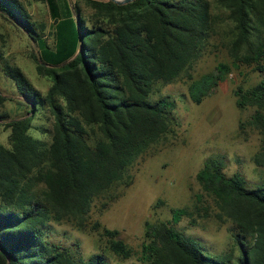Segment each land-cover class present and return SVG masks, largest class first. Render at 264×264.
<instances>
[{
    "label": "trees",
    "instance_id": "16d2710c",
    "mask_svg": "<svg viewBox=\"0 0 264 264\" xmlns=\"http://www.w3.org/2000/svg\"><path fill=\"white\" fill-rule=\"evenodd\" d=\"M84 3L92 13L89 19L84 17L78 3L76 17L83 42L74 57L76 42L62 65H43L31 54L37 74L51 80L44 97L20 68L3 61L0 54L2 71L23 104L34 111L46 106L53 121L50 132L41 130L49 133L51 140L46 142L29 134L31 116L9 120L6 114L0 115V124L9 130V147L0 145V264H109L102 253L85 256L77 243L64 246L51 241L49 223L68 221L85 228L93 202L111 200L117 187L129 186L135 162L174 132L175 102L169 96L153 101L150 97L156 84L175 81L210 46L217 20L212 5L226 14L232 27L229 56L264 70V0ZM0 16L31 42L40 39L20 0H0ZM229 72L227 65L218 64L192 81L191 100L200 103ZM235 96L238 108L253 109L239 126L259 134L253 161L264 167V79L248 89L238 88ZM8 100L0 93V109ZM223 166L222 159L211 158L196 179L203 195L213 202L216 219L233 226L232 238L239 251L235 263L175 228L183 218L194 223V212L188 208L172 209L169 222L145 224L139 262L264 264V178L249 187L242 175L227 176ZM203 195L196 197L195 210L208 216ZM94 228L102 230L114 256L129 259L134 255L117 238L118 231L99 224Z\"/></svg>",
    "mask_w": 264,
    "mask_h": 264
},
{
    "label": "rangeland",
    "instance_id": "374dc122",
    "mask_svg": "<svg viewBox=\"0 0 264 264\" xmlns=\"http://www.w3.org/2000/svg\"><path fill=\"white\" fill-rule=\"evenodd\" d=\"M20 1L41 37L36 43L31 42L21 29L0 16V54L3 61L20 68L33 88L44 97L51 80L37 74L31 54L38 56L43 65L66 63L75 42L73 57L83 42L76 17L78 3L87 19L92 11L84 0ZM211 9L217 20L216 33L209 39L210 46L207 45L191 68L175 81L167 85L156 84L150 97L153 101L169 96L175 102L174 132L135 162L130 170L132 182L129 186L117 187L111 200L93 202L85 228L78 229L68 221L49 223L51 241L64 246L77 243L85 256L102 253L109 264H142L138 257L145 239V224L169 222L172 209L188 208L194 212V223L183 218L175 228L200 239L214 255L235 263L239 251L232 238L233 226L228 221L216 219V208L201 192L196 175L207 160L219 158L223 160V171L227 176L240 174L249 187L264 178V167L256 166L253 161L259 150L260 136L248 127L242 129L239 126L249 118L253 109L238 108L235 96L238 88L248 89L263 80L264 70H257L255 64L237 63L229 56L232 27L226 21L225 13L214 5ZM68 11L73 18V26L69 24ZM50 18L58 20L57 24L52 26ZM218 64L230 68L228 76L208 97L194 103L189 96V85L213 71ZM0 93L9 99L0 109V115L6 114L9 120L31 116L29 134L35 139L50 142L49 133L41 131H51L53 121L49 110L46 106H39L34 111L23 104L14 83L2 71V62ZM8 136L9 130H4L0 124V145L9 147ZM200 195H203L208 216L195 210L196 197ZM96 224L118 231L117 238L129 246L134 255L121 259L109 252L108 240L102 236L101 229L94 228Z\"/></svg>",
    "mask_w": 264,
    "mask_h": 264
},
{
    "label": "crops",
    "instance_id": "0c3cea01",
    "mask_svg": "<svg viewBox=\"0 0 264 264\" xmlns=\"http://www.w3.org/2000/svg\"><path fill=\"white\" fill-rule=\"evenodd\" d=\"M44 3H46V0H45V2ZM67 10H68V8H67ZM50 17V16H49ZM67 18L68 19H70V22H69V24H70V26H71V24H72V26L74 25V23H73V18H72V16H71V14L69 13V11L67 12ZM57 21L58 20H56V19H52V18H50V24H52V26L53 25H56L57 24Z\"/></svg>",
    "mask_w": 264,
    "mask_h": 264
},
{
    "label": "water",
    "instance_id": "95a60500",
    "mask_svg": "<svg viewBox=\"0 0 264 264\" xmlns=\"http://www.w3.org/2000/svg\"><path fill=\"white\" fill-rule=\"evenodd\" d=\"M117 5H126L129 4L131 2H133L134 0H109Z\"/></svg>",
    "mask_w": 264,
    "mask_h": 264
}]
</instances>
